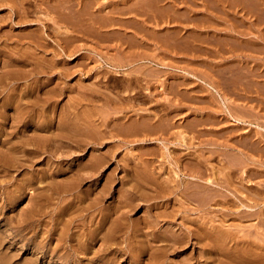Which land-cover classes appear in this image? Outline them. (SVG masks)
I'll use <instances>...</instances> for the list:
<instances>
[{
	"label": "rangeland",
	"instance_id": "rangeland-1",
	"mask_svg": "<svg viewBox=\"0 0 264 264\" xmlns=\"http://www.w3.org/2000/svg\"><path fill=\"white\" fill-rule=\"evenodd\" d=\"M4 1H7V4ZM53 1L0 0V3L2 2L0 4V78H2L0 86L3 83L1 86L3 88L6 82L12 80L9 85H4L3 89L0 88L2 90L0 91V129L3 130L0 132V264H206V261L207 264H251L239 262L238 259L244 254L247 259L248 254L263 255L264 41L250 43L241 39L234 40L236 36L253 38L255 35L264 34L262 32L264 24L258 27L252 26L246 20L250 15H245L248 11L245 8L248 5L247 0H244L245 3L242 0H238L239 3L232 0V3L236 1L235 5L230 3V0H224V5L218 4L220 6L217 5V8H214L213 0H210L212 2L209 0H60L61 4L62 1L64 2L63 6L74 4L73 8H77V3L82 4L78 7L80 13L75 9V13L79 16L75 15L73 8L70 11L67 5H65L66 9L56 8L59 1ZM18 2L23 5L20 6ZM28 2L32 4L29 5ZM250 2L253 0H249ZM173 4L177 8L179 17L176 15L177 20L172 22L180 27L166 28L167 17H161L158 21L152 18L154 13L162 16L169 11L173 14V10L176 9ZM50 7L54 10L51 8L52 10L49 11ZM142 7L143 12L140 10ZM26 9L29 12H25ZM68 10L72 16L68 15ZM60 11L63 13L60 14ZM187 13L195 17L196 21L200 18L203 20L204 14L218 15L215 21L218 20L213 21L218 30L215 34L203 32L202 35L199 28L187 30L192 26L190 24L186 27L192 21L189 22L185 18L188 17ZM59 14L61 16H58ZM62 14L66 17L65 21L70 16L69 21L71 20L70 24L73 25L55 23L59 17H63ZM250 16L253 19L254 16ZM91 17H94L97 23L102 22L101 24L106 19L105 25H95L91 22L93 20ZM78 19L80 20L77 21ZM108 20L111 22L110 25ZM155 20L159 23L158 26L155 25ZM246 21L249 23L246 24ZM243 22L245 25H242ZM179 28L181 30L177 31ZM194 31L197 33L196 38H200L199 42L187 44L184 35L192 36ZM174 35L181 36V40L177 42L171 40L170 44L167 38ZM211 35L220 41V46H218L219 41L216 39L214 41ZM226 40L228 41L225 42ZM4 76H10L11 79L5 82ZM29 83L34 86L32 92H28ZM209 86L218 88L225 102ZM9 92L23 97L25 103L22 100L21 110L17 106L13 108V104L8 100ZM11 99L13 102V98ZM32 102L35 104L33 105ZM26 103L28 107L25 106ZM226 107L233 115L245 122L234 121L226 114ZM27 110L31 114L29 125L37 126L36 131L26 132L23 124H16L19 127L15 132L16 121L12 117L13 112ZM3 116L6 118L4 119ZM10 119L14 122L12 123ZM43 124L47 125L43 126ZM31 133L35 135L32 136ZM35 137L38 146L42 145L44 140L45 144L39 147H42L41 149L34 143ZM4 138L9 142L7 143ZM50 138H54V141L50 142ZM69 138L82 141L77 142V145L72 143L73 146L70 147ZM12 143L16 145V149L12 150L13 153L9 148ZM19 143L21 145L18 146ZM29 144H32V148L28 147ZM26 146L29 157L25 154ZM45 146H48V150ZM29 149H33L34 152L38 149L37 152L41 154L35 152L32 156ZM189 152L192 154H187ZM16 159L22 161L23 166L22 162H16ZM199 159L206 160L202 163H207L213 173H209L210 170L207 172L214 181L226 180L223 175L218 176L216 170L227 169L231 164L234 169V173L230 174V179L228 178L230 181L227 180L229 183H222L228 188L216 187L215 190L220 189L215 192L216 194L210 195V203L208 197L205 198L207 200L205 202L202 196L199 195L197 198L198 194H195L197 199L185 193V196L181 194V189L185 190L186 186L198 183L199 185L189 186L198 190L200 184L205 183L197 182L190 177L191 175L177 170L180 166L187 171V164L191 165L193 161L192 164L198 165L202 161ZM239 161L243 164H239ZM96 163L99 167L95 165ZM92 164L96 168H93ZM173 169H176L179 178ZM137 171L140 174L135 173ZM143 171L154 174L153 180H157L155 183L159 186L148 183L145 190L142 187L139 190L142 182L138 181L140 179L137 177L141 176ZM95 172H99V176ZM245 173L248 174V181H245L247 180ZM172 174L180 187L176 195L169 191L175 196L166 190L172 187L175 189L174 183L171 182ZM242 176H245V180ZM81 179L84 181L79 183L78 180ZM183 182H186V186ZM77 183L80 185H76ZM189 187L187 188L190 189ZM202 189L207 191L210 188ZM82 195L86 201L83 200ZM199 197H202L201 200ZM255 201L256 203L253 204ZM199 205L203 209L202 211L199 209L200 212L191 208H199ZM243 205L248 206V210ZM249 206L254 209L250 210ZM242 210L247 213H242ZM146 216L150 221H147L149 218ZM156 219L161 223L158 227L161 225L162 232L173 230L174 234L177 233L174 235L168 231L167 236L171 237V240L172 234L178 238L176 240L178 243L179 237L182 241L185 239L182 245L177 243L175 247L169 244L170 246L166 248L164 247L166 241L162 243L155 236L151 237L154 234L150 232L155 231L156 235L157 229L153 227L148 230L146 224L155 226ZM202 228L208 229L203 231ZM220 228H223L225 233L220 231ZM94 231V235L91 234ZM207 232L213 234L212 237H216L218 242L209 240L210 245L207 246L208 243L203 241ZM222 233L223 237H219L218 235ZM186 236L190 238V242L185 238ZM184 242L187 243L183 244ZM170 247H174L173 250L171 249L172 253ZM199 260L201 262H198ZM256 264H264V262Z\"/></svg>",
	"mask_w": 264,
	"mask_h": 264
},
{
	"label": "bare ground",
	"instance_id": "bare-ground-1",
	"mask_svg": "<svg viewBox=\"0 0 264 264\" xmlns=\"http://www.w3.org/2000/svg\"><path fill=\"white\" fill-rule=\"evenodd\" d=\"M26 1H27V0H26ZM54 1H55V0H54ZM54 1H53V2H54ZM58 1H59V3H58L59 5L56 6V8H58V7L62 8V7H63L62 9H66L67 7H69L68 9H70V11H72L71 9H72L73 7H75L74 4H71V3H70V5H69V4H68V5L65 4V5H67V7H65V5L63 6V3H64L63 1H62V4L60 3V0H58ZM72 1H73V0H72ZM89 1H90V0H89ZM142 1H143V0H142ZM174 1H175V0H174ZM189 1H190V0H189ZM194 1H195V0H194ZM213 1H214V8H215V7L217 8V5H218V4H221V3H222V4L224 5V3H225L224 0H213ZM228 1H229V0H228ZM230 1H231L230 3L233 2L232 0H230ZM236 1H238V0H236ZM236 1H235L234 3H236ZM242 1L245 3L246 0H245V1L242 0ZM250 1H251V0H250ZM4 2H5V1H4ZM4 2H3V4H4ZM10 2H11V1H10ZM145 2H146V1H145ZM187 2H188V1H187ZM201 2H202V1H201ZM209 2H212V1L209 0ZM246 2L248 3V5H247L248 8H247V6L245 7L244 4L242 3L243 6L249 11V12L247 11V13H246L245 15L250 14V15H253L254 17H253V19H252V17L249 15V18H247V19L245 18V19H246L247 21H249V22H250V25H252V26H257V27H258V26H260V25H263V24H264V0H253V2H250V3H249V0H247ZM1 3H2V2H1ZM1 3H0V4H1ZM5 3L7 4V1H6ZM16 3H17V2H16ZM18 3H19V2H18ZM55 3H56V2H55ZM67 3H69V2H67ZM83 3H85V2H83ZM110 3H111V2H110ZM142 3H143V2H142ZM174 3H175V2H174ZM192 3H193V2H192ZM203 3H204V2H203ZM234 3H232V4L235 5ZM237 3H239V1H238ZM13 4H15V3H13ZM19 4H20V6L23 5L22 3H19ZM28 4L31 5L32 3L28 2ZM50 4H51V3H50ZM77 4H78V5H77ZM77 4H76V5H77V8H73L74 13H75V9H78V10H79V13H80V11H81L80 8H78V7L81 6L82 4H81V5H80V3H77ZM90 4H91V3H90ZM136 4H137V3H136ZM212 4H213V3H212ZM212 4H211V5H212ZM226 4H227V3H226ZM232 4H231V5H232ZM249 4H250V5H249ZM4 5H5V4H4ZM11 5H12V4H11ZM11 5H10V6H11ZM137 5H138V4H137ZM137 5H136V6H137ZM143 5H144V4H143ZM198 5H199V4H198ZM231 5H230V6H231ZM233 5H232V6H233ZM238 5H239V4H238ZM238 5H237V6H238ZM5 6H6V5H5ZM13 6H14V5H13ZM13 6H12V7H13ZM35 6H36V5H35ZM44 6H46V5H44ZM83 6H84V5H83ZM140 6H141V5H140ZM175 6H176V5H175ZM192 6H193V5H192ZM209 6H210V5H209ZM218 6H220V5H218ZM221 6H222V5H221ZM239 6H240V5H239ZM1 7H4V6H1ZM7 7H8V6H7ZM14 7H15V6H14ZM54 7H55V6H54ZM137 7H138V6H137ZM143 7H144V6H143ZM143 7H142V9H140V10H142V12H143V10H144ZM173 7H174V4H173ZM200 7H201V6H200ZM224 7H226V6H224ZM227 7H229V6H227ZM9 8H10V7H9ZM15 8H16V7H15ZM24 8H25V7H23V9H24ZM26 8H29V7H26ZM46 8H47V7H46ZM51 8H53V7H50V10H49V11L52 10ZM56 8H55V10H56ZM60 8H59V10H60ZM90 8H91V7H90ZM140 8H141V7H140ZM148 8H149V7H148ZM174 8H176V7H174ZM241 8H242V7H241ZM245 8H244V9H245ZM29 9H30V8H29ZM29 9H28V10H29ZM48 9H49V8H48ZM48 9H47V10H48ZM107 9H108V8H107ZM114 9H115V8H114ZM151 9H152V8H151ZM172 9H173V8H172ZM209 9H210V8H209ZM218 9H219V8H218ZM220 9H223V8H220ZM229 9H230V8H229ZM233 9H234V8H233ZM238 9H239V8H238ZM244 9H243V10H244ZM44 10H45V9H44ZM53 10H54V8H53ZM116 10H117V9H116ZM123 10H124V9H123ZM127 10H128V9H127ZM241 10H242V9H241ZM22 11H23V10H22ZM70 11L68 10L69 14H68V13H67V14L70 15V16H72V15L70 14ZM112 11H113V10H112ZM136 11L140 12L138 9H136ZM182 11H183V10H182ZM194 11H195V10H194ZM14 12H15V11H14ZM16 12H17V11H16ZM25 12H29V11H27V9H26ZM25 12H24V13H25ZM61 12H62V11H60V14H61ZM64 12H65V11H64ZM83 12H85V11H83ZM83 12H81V13H83ZM87 12H88V11H87ZM104 12H105V11H104ZM107 12H108V11H107ZM107 12H106V13H107ZM134 12H135V11H134ZM152 12H153V11H152ZM187 12H188V11H187ZM223 12H224V11H222V14H223ZM258 12H259V13H258ZM18 13H19V12H18ZM20 13H21V12H20ZM49 13H50V12H49ZM56 13H57V11H56ZM62 13H63V12H62ZM97 13H98V12H97ZM109 13H110V12H109ZM132 13H133V12H132ZM140 13H141V12H140ZM144 13H146V12H144ZM183 13H184V12H183ZM244 13H245V12H244ZM244 13H242V14L244 15ZM15 14H16V13H15ZM21 14H22V13H21ZM39 14H40V13H39ZM60 14H59L58 16H61ZM64 14L66 15V13H64ZM76 14H77V15H76ZM84 14H85V13H84ZM154 14H155L156 16L154 15V17H152V18H153V19H156L157 21L160 20L161 17H165V18L167 17V18H168V19L166 20V24H165V25H166V28H167V27H176V28H177V27H180L179 25H175V24L172 22V21L177 20V18H176V15H177V8L173 10V14H171L169 11H167V12H166L165 14H163L162 16L159 15V14H157V13H154ZM187 14H188V13H187ZM194 14H195V13H194ZM224 14H225V13H224ZM237 14H238V13H237ZM16 15H18V14H16ZM24 15H25V14H24ZM24 15H23V16H24ZM62 15H63V14H62ZM65 15H63V17H59V19H57V20L55 21V23H56V22H59V23H62L63 25H68V24H70V21H71V20L69 21V17H70V16L67 17L68 19H66V21H65V18H66ZM75 15H76V16H79L78 13H75ZM94 15H95V14H94ZM109 15H110V14H109ZM227 15H228V14H227ZM56 16H57V14H56ZM82 16H83V15H82ZM98 16H99V15H98ZM110 16H111V15H110ZM135 16H136V14H135ZM138 16H139V15H138ZM157 16H158V17H157ZM177 16H178V15H177ZM202 16H203V15H202ZM202 16H201V17H202ZM232 16H233V15H232ZM16 17H17V16H16ZM25 17H27V16H25ZM25 17H24V18H25ZM74 17H75V16H74ZM80 17H81V14H80ZM80 17H79V18H80ZM96 17H97V16H96ZM96 17H95V18H96ZM108 17H109V16H108ZM127 17H128V16H127ZM178 17H179V16H178ZM183 17H184V16H183ZM192 17H193V16H191V15H189V14H188V17L185 16V18H187V21L192 20L191 23H188V24L186 25V27H187V26L189 27V25L192 24V26L189 27V28H187V30H188V29L196 30V28H199V29H200V34L203 33V32H204V34H205V33H208V34L210 33V34H211V32H213L212 34H215V31L218 30V29H217V25H216V26L214 25V23L218 20V19H217V20L215 21V18H216V17H219L218 15L216 16L214 13L204 14V17H205V18H203V20H207V21H208L207 23L204 22L201 18L198 19V21H196V20H195V17H193V18H192ZM198 17H199V16H198ZM226 17H227V16H226ZM226 17H225V18H226ZM239 17H241V16H239ZM242 17H243V16H242ZM27 18H28V17H27ZM40 18H41V17H40ZM50 18H51V17H50ZM57 18H58V17H57ZM91 18H92V17H91ZM91 18H90V19H91ZM104 18H105V17H104ZM138 18H139V17H138ZM180 18H181V17H180ZM227 18H228V17H227ZM227 18H226V19H227ZM250 18H251L252 20H251ZM52 19H53V18H52ZM52 19H51V20H52ZM60 19H61V20H60ZM73 19H75V18H73ZM92 19H93V20H92ZM92 19H91V20H92L91 22H93L95 25H97V24L100 25V24L102 23V22H101V23H97V22H96V19H94V17H93ZM97 19H98V17H97ZM99 19H100V18H99ZM125 19H126V18H125ZM222 19H223V18H222ZM17 20H18V19H17ZM79 20H80V19H78L77 21H79ZM88 20H89V19H88ZM101 20H102V19H101ZM112 20H113V18H112ZM115 20H116V19H115ZM121 20H122V19H121ZM130 20H132V19H130ZM143 20H146V19H143ZM156 20H155V23H156L155 25L158 26L159 23L156 22ZM200 20H201V21H200ZM238 20H239V19H238ZM24 21H25V20H24ZM72 21H73V20H72ZM99 21H100V20H99ZM104 21L106 22V19H105ZM138 21H139V20H138ZM194 21H195V22H194ZM209 21H210V22H209ZM213 21H215V22L213 23ZM224 21H225V20H224ZM231 21H232V20H231ZM242 21H244V20H242ZM247 21L245 22L246 24L249 23V22L247 23ZM21 22H22V21H21ZM27 22H28V21H27ZM67 22H69V23H67ZM105 22H104V23H105ZM107 22H108V24L110 25L111 22H110L109 20H108ZM109 22H110V23H109ZM121 22H122V21H121ZM135 22H136V21H135ZM189 22H190V21H189ZM200 22H201V23H200ZM76 23H77V22H76ZM79 23H80V22H79ZM104 23H103V24H104ZM161 23H162V22H161ZM171 23H173V24H171ZM177 23H178V22L176 21V24H177ZM180 23H182V22H180ZM243 23H244V22H243ZM245 23L242 24V25H245ZM71 24L73 25V23H71ZM71 24H70V25H71ZM103 24H101V25H103ZM133 24H134V23H133ZM200 24H201V25H200ZM56 25H57V24H56ZM60 25H61V24H60ZM74 25L76 26V24H74ZM104 25H105V24H104ZM106 25H107V24H106ZM111 25H112V24H111ZM118 25H119V24H118ZM126 25H127V24H126ZM126 25H125V26H126ZM134 25H135V24H134ZM165 25H164V26H165ZM235 25H236V24H235ZM235 25H234V27H235ZM250 25H248V26H250ZM119 26H120V25H119ZM138 26H139V25H138ZM159 26H160V25H159ZM237 26H238V25H237ZM237 26H236V27H237ZM248 26H247V27H248ZM65 27H66V26H65ZM91 27H92V26H91ZM111 27H113V26H111ZM114 27H115V26H114ZM123 27H124V26H123ZM142 27H143V26H142ZM154 27H156V26H154ZM181 27H182V26H181ZM232 27H233V26H232ZM239 27H240V26H239ZM89 28H90V27H89ZM134 28H135V27H134ZM162 28H163V27H162ZM182 28H183V27H182ZM208 28H211V30H208ZM253 28H254V27H253ZM255 28H256V27H255ZM100 29H101V28H100ZM223 29H224V28H223ZM223 29H221V30H223ZM233 29H234V28H233ZM180 30H181V29L179 28L177 31H180ZM261 30H262V29H261ZM54 31H55V30H54ZM93 31H94V30H93ZM127 31H128V30H127ZM130 31H131V30H130ZM90 32H91V31H90ZM90 32H89V33H90ZM111 32H112V31H111ZM160 32H161V31H160ZM181 32H182V31H181ZM257 32H259L258 29H257ZM260 32H261V31H260ZM262 32L264 33V31H262ZM83 33H84V32H83ZM85 33H86V32H85ZM94 33H95V32H94ZM107 33H108V32H107ZM121 33H122V32H121ZM137 33H138V32H137ZM187 33H188V32H187ZM191 33H192V32H191ZM194 33H195V31L193 32L192 36H191V34H190V36L188 35V37H186V36L184 35V37H185L184 39H185V42H187V44L190 43V45H191L192 43L195 44L196 42H199L198 40H199L200 38H196V37H197V33H195L196 36H194ZM115 34H116V33H115ZM175 34H177V33H175ZM181 34H182V33H181ZM121 35H122V34H121ZM125 35H127V34H125ZM157 35H158V34H157ZM201 35H202V34H201ZM239 35H240V34H239ZM251 35H252V34H251ZM260 35H261V36L255 35V37L253 36V38H252V37H250V38H249V37L246 38L247 36H246L245 38H242V37L240 38V36H236L237 38H236V39L233 38V39H234L235 41H236L237 39H238V40L241 39L242 41H244V40H245V41H250V43H252V41H253L254 43H257V42L262 41V43H263V41H264V34H263V36H262V34H260ZM111 36H112V35H111ZM158 36H159V35H158ZM170 36H171V34H170ZM178 36H179V35H178ZM178 36H177V35H174V36H172L171 38L169 37V39L167 38V40H169V42H170L171 40H173L174 42H175V41L177 42V40H181V39H180L181 36H179V38H178ZM231 36H232V35H231ZM248 36H249V35H248ZM89 37H90V36H89ZM100 37H101V36H100ZM100 37H99V38H100ZM129 37H130V36H129ZM203 37H204V36H203ZM211 37L213 38V35H211ZM39 38H40V37H39ZM61 38H63V37H61ZM162 38H163V37H162ZM182 38H183V37H182ZM104 39H105V38H104ZM124 39H126V38H124ZM146 39H147V38H146ZM205 39H206V38H205ZM213 39H214V38H213ZM215 39H216V38H215ZM215 39H214V41H215ZM58 40L60 41V38H59ZM120 40H121V39H120ZM202 40H203V39H201V42H202ZM211 40H212V39H211ZM216 40H217V39H216ZM223 40H224V38H223ZM223 40H222V41H223ZM62 41H63V40H62ZM102 41H103V40H102ZM135 41H136V40H135ZM209 41H210V40H209ZM217 41H219V40H217ZM227 41H228V40H226L225 42H227ZM242 41H241V42H242ZM204 42H205V41H204ZM206 42H208V41H206ZM223 42H224V41H223ZM29 43H30V42H29ZM63 43H64V42H63ZM158 43H159V42H158ZM172 43H173V42H172ZM210 43H212V42H210ZM215 43H216V42H215ZM242 43H244V42H242ZM250 43H249V44H250ZM262 43H261V44H262ZM7 44H8V43H7ZM143 44H144V43H143ZM170 44H171V42H170ZM173 44H174V43H173ZM200 44H201V43H200ZM213 44H214V43H213ZM217 44H218V43H217ZM128 45H129V43H128ZM148 45H149V44H148ZM205 45H206V43H205ZM214 45H215V44H214ZM225 45L227 46V44H225ZM242 45H243V44H242ZM246 45H247V43H246ZM259 45H260V44H259ZM35 46H36V45H35ZM132 46H133V45H132ZM185 46H186V45H185ZM197 46H198V45H197ZM200 46H201V45H200ZM208 46H210V45H208ZM218 46H220V41H219V45H218ZM239 46H240V45H239ZM252 46H253V45H252ZM140 47H141V46H140ZM210 47H211V46H210ZM261 47H262V46H261ZM192 48H194V46H193ZM200 48H201V47H200ZM214 48H215V47H214ZM222 48H223V47H222ZM7 49H8V48H7ZM204 49H205V48H204ZM224 49H225V48H224ZM194 50H195V49H194ZM220 50H221V49H219V51H220ZM196 51H197V50H196ZM226 52H227V51H226ZM189 53H190V52H189ZM189 53H188V54H189ZM191 53H192V52H191ZM213 53H214V52H213ZM125 54H126V53H125ZM13 55H14V54H13ZM211 55H212V54H211ZM16 57H17V56H16ZM32 57H34V56H32ZM24 58H25V57H24ZM125 59H126V58H125ZM20 61H21V60H20ZM26 61H27V60H26ZM11 62H12V61H11ZM15 63H16V62L14 61V64H15ZM236 63H237V62H236ZM12 64H13V63H12ZM21 64H23V63H21ZM154 64H155V63H154ZM198 64H199V63H198ZM14 66H15V65H14ZM26 66H27V65H26ZM163 66H164V65H163ZM203 66H204V65H203ZM221 66H222V65H221ZM226 66H227V65H226ZM167 67H168V66H167ZM140 68H141V67H140ZM208 68H209V67H208ZM220 68H221V67H220ZM246 68H247V67H246ZM215 69H216V68H215ZM238 69H239V68H238ZM253 69H254V68H253ZM135 70L137 71V69H135ZM248 70H249V69H248ZM29 71H30V70H29ZM220 71H221V70H220ZM250 71H251V70H250ZM250 71H249V72H250ZM4 72H7V71H4ZM206 72H207V71H206ZM213 72H214V71H213ZM246 72H247V71H246ZM30 73H31V71H30ZM222 73H224V72H222ZM244 74H245V73H244ZM250 74H251V73H250ZM12 75H13V74H12ZM147 75H148V74H147ZM234 75H235V74H234ZM247 75H248V74H247ZM7 76H8V75H7ZM4 77H6V76H4ZM9 77H10V76H9ZM9 77H6V78H5V82H6L7 79H8V80L11 79V77H10V78H9ZM245 77H246V76H245ZM12 78H13V77H12ZM250 78H251V77H250ZM27 79H28V78H27ZM219 79H220V78H219ZM226 79H227V78H226ZM243 79H245V78H243ZM1 80H2V78H0V81H1ZM3 80H4V79H3ZM8 80H7V81H8ZM2 82H3V81H2ZM2 82H1V83H2ZM11 82H12V80H11L10 82H6L4 85H5V86H6V84L9 85ZM252 82H253V81H252ZM254 82H255V81H254ZM2 84H3V83H2ZM2 84H1V86H2ZM180 84H181V83H180ZM183 84H184V83H183ZM234 84H235V83H234ZM4 85H3V88H4ZM14 85H15V83H14ZM27 85H28V84H27ZM242 85H243V84H242ZM1 86H0V88L3 89ZM180 86H181V85H180ZM222 86H223V83H222ZM28 87H30L29 90L27 89L28 92H29V91L32 92L33 89H34L33 84H32V83H29V86H28ZM209 87H210L212 90H214L217 94H219V96L222 98V101L225 102L224 97H223L222 95H220V93L218 92V90H217L218 88L216 89V88H214V87H212V86H209ZM14 88H16V87H14ZM26 88H27V87H26ZM168 88H169V87H168ZM182 88H183V87H182ZM20 89H21V88H20ZM24 90H25V89H24ZM244 90H245V89H244ZM0 91H2V90H0ZM176 91H177V90H176ZM228 91H229V90H228ZM11 92H12V91H11ZM34 92H35V91H34ZM246 92H247V91H246ZM112 93H113V92H112ZM221 94H222V93H221ZM5 95H6V94H5ZM16 95H17L16 93H15V95H14L13 93H10V92H9V93H8V96H9L8 98H10V99H8V100H10L9 102H10L11 104H13V108H15L14 106H17V107L20 108V107L23 105V103H22L23 97H22V96H18V95H17V96H18V97H17ZM25 95H27V94L25 93ZM28 95H29V94H28ZM153 95H154V94H153ZM187 95H188V94H187ZM133 96H134V95H133ZM5 97H6V96H5ZM24 97H25V96H24ZM26 97L28 98V96H26ZM29 97H31V96H29ZM11 98H13V102H11V100H12ZM156 98H157V97H156ZM30 99H31V98H30ZM88 99H89V98H88ZM158 99H159V98H158ZM6 100H7V99H6ZM14 100H16V101L14 102ZM26 100H27V99H26ZM184 100H185V99H184ZM23 101H24V100H23ZM28 101H29V99H28ZM28 101H26V102H28ZM45 101H46V100H45ZM155 101H156V100H155ZM9 102H8V103H9ZM149 102H150V101H149ZM5 103H6V102H5ZM24 103H25V101H24ZM6 104H7V103H6ZM21 104H22V105H21ZM27 104H28V103H26L25 106L28 107ZM32 104L34 105L35 103L32 102ZM44 104H45V103H44ZM69 104H70V103H69ZM50 105H51V104H50ZM260 105H261V104H260ZM25 106H23V107H25ZM23 107H22V109H23ZM29 107H30V106H29ZM32 107H33V106H32ZM19 108H18V109H19ZM25 108H26V107H25ZM191 108H192V107H191ZM16 109H17V108H16ZM31 109H32V108H31ZM44 109H45V108H44ZM227 109H228V108L226 107L225 111H226V114H227L229 117H231V118H232L234 121H236V122H237V121H238V122H243V120L241 121V119H240L239 117L233 115L232 112H230V109H228V111H227ZM20 110H21V108H20ZM23 110H26V109H23ZM23 110H22V111H23ZM22 111H21V112L18 111V113H17V111H14V112H13L14 114L12 115V117L14 118V121H16L15 124H14V126H16L15 132H17V129H18V127H19V126H17L18 124H23V126H25V127H24V130H25V128H26V130H25L26 132H27V130H33L32 132H34V130L36 131V127H37V126H33V127H31V126L29 125V121L31 120V114H30V111H29V110H27L26 112H22ZM71 112H72V111H71ZM0 113H1V112H0ZM35 113H36V112H35ZM33 114H34V113H33ZM47 114H48V113H47ZM252 114H253V113H252ZM3 115H4V114H3ZM8 115H9V113H8ZM10 116H11V115H10ZM10 116H9V117H10ZM47 116H49V115H47ZM71 116H72V115H71ZM12 117H11V118H12ZM3 118L5 119L6 117L3 116ZM198 118H199V117H198ZM51 119H52V118H51ZM123 119H124V118H123ZM167 119H168V118H167ZM10 120L12 121V119H10ZM149 120H151V119H149ZM204 120H205V119H204ZM213 120H214V119H213ZM2 121H3V120H2ZM7 121H9V120H8V116H7ZM14 121H12V123H13ZM47 121H48V120H47ZM45 122H46V121H45ZM49 122H50V120H49ZM197 122H198V121H197ZM211 122H212V121H211ZM236 122H235V123H236ZM244 122H245V121H244ZM244 122H243V123H244ZM2 123H3V122H2ZM12 123L10 122V124H12ZM46 123H47V122H46ZM51 123H52V122H51ZM155 123H156V122H155ZM16 124H17V125H16ZM30 124H31V123H30ZM157 124H158V123H157ZM39 125H40V124H39ZM44 125H45V124H43V126H44ZM46 125H47V124H46ZM46 125H45V126H46ZM48 125H49V124H48ZM62 125H64V124H62ZM142 125H143L144 127H146L145 124L142 123ZM161 125H162V124H161ZM190 125H191V124H190ZM193 125H194V124H193ZM0 126H1V125H0ZM5 126H6V125H5ZM5 126H4V127H5ZM9 126H10V125H9ZM14 126H12V127H14ZM43 126H42V127H43ZM112 126H113V125H112ZM122 126H123V125H122ZM131 126H132V125H131ZM169 126H170V125H169ZM181 126H182V125H181ZM198 126H199V125H198ZM12 127H11V128H12ZM42 127H41V128H42ZM110 127H111V125H110ZM113 127H114V126H113ZM132 127H133V126H132ZM135 127H136V125H135ZM135 127H134V128H135ZM144 127H143V129H144ZM156 127H157V126H156ZM160 127H161V126H160ZM237 127H238V126H237ZM1 128H2V127H1ZM39 128H40V127H39ZM58 128H59V127H58ZM127 128H128V127H127ZM127 128L125 127V129H127ZM134 128H133V129H134ZM138 128H139V127H138ZM157 128H158V127H157ZM164 128H165V127H164ZM193 128H194V127H193ZM13 129H14V128H13ZM47 129H48V128H47ZM125 129H124V130H125ZM133 129H132V130H133ZM141 129H142V128H141ZM146 129H147V128H146ZM169 129H170V128H169ZM5 130H6V129H5ZM5 130H4V131H5ZM11 130H12V129H11ZM40 130H41V129H40ZM85 130H86V129H85ZM111 130H112V129H111ZM236 130H237V129H236ZM2 131H3V130H2ZM2 131H1V129H0V132H2ZM19 131H20V130H19ZM19 131H18V132H19ZM22 131H23V130H22ZM25 131H24V132H25ZM79 131H80V130H79ZM120 131H121V130H120ZM127 131L129 132V130H127ZM127 131H126V132H127ZM133 131H135V130H133ZM136 131H137V130H136ZM136 131H135V132H136ZM26 132H25V133H26ZM46 132H47V131H46ZM48 132H49V131H48ZM126 132H125V133H126ZM145 132H146V131H145ZM163 132H164V131H163ZM222 132H223V131H222ZM3 133H4V132H3ZM6 133H7V131H6ZM22 133H23V132H22ZM37 133H38V132H37ZM40 133H41V132H40ZM69 133H70V132H69ZM140 133H141V132H140ZM142 133H143V132H142ZM207 133H208V132H207ZM209 133H210V132H209ZM237 133H238V132H237ZM7 134H9V133H7ZM10 134L12 135V133H10ZM23 134H24V133H23ZM23 134H21V135L23 136ZM32 134H33V133H31V135H32ZM127 134H128V133H127ZM129 134H130V133H129ZM134 134H135V133H134ZM143 134H144V133H143ZM18 135H19V134H18ZM33 135H35V134H33ZM33 135H32V136H33ZM74 135H75V134H73V136H74ZM99 135H100V134H99ZM131 135H132V134H131ZM19 136H20V135H19ZM27 136H28V135H27ZM132 136H133V135H132ZM135 136H136V135H135ZM223 136H224V135H223ZM242 136H243V135H242ZM247 136H249V135H247ZM76 137H77V136H76ZM127 137H128V136H127ZM142 137H143V135H142ZM27 138H28V137H27ZM35 138H36V139H35ZM35 138L33 139V140H36V141H34V143L37 142V137H35ZM79 138H80V137H79ZM79 138H78V139H79ZM29 139H30V138H29ZM39 139H40V138H39ZM39 139H38V140H39ZM45 139H46V138H45ZM58 139H59V138H58ZM60 139H61V138H60ZM69 139L71 140V143H69V146H70V147L73 146L72 143H75V144L77 145V144L79 143V141H82V140H78V141H76L77 139H75V138H69ZM226 139H227V138H226ZM4 140L6 141L7 139L4 138ZM4 140H3V141H4ZM13 140H14V139H13ZM31 140H32V138H31ZM31 140H28V141H31ZM40 140H41V139H40ZM46 140H47V139H46ZM48 140H49V138H48ZM48 140H47V141H48ZM185 140H186V138H185ZM23 141H25V140H23ZM28 141H26V142L29 143ZM43 141H44V140H42V143L45 144ZM47 141H45V142H47ZM52 141H54V138H52V139L50 138V142H52ZM89 141H90V140H89ZM103 141H104V140H103ZM229 141H230V140H229ZM245 141H246V140H245ZM245 141H244V143H245ZM6 142L8 143L9 140H7ZM18 142H19V141H18ZM20 142H21V141H20ZM38 142H39V141H38ZM57 142H58V141H57ZM77 142H78V143H77ZM95 142H96V141H95ZM239 142H240V141H239ZM242 142H243V141H242ZM4 143H5V142H4ZM16 143H17V142H16ZM22 143H23V142H22ZM27 143H26V144L24 143V144H25V145H28ZM30 143H31V142H30ZM34 143L32 142V144H33L35 147H36V145L38 146V143H37V144L35 143L36 145H35ZM47 143H48V142H47ZM55 143H56V142H55ZM232 143H233V142H232ZM251 143H252V142H251ZM32 144H29L30 146H28V147H31ZM39 144H41V143H39ZM43 144H42V145H43ZM56 144H57V143H56ZM59 144H60V143H59ZM59 144H58V145H59ZM87 144H88V143H87ZM193 144H194V143H193ZM204 144H205V143H204ZM252 144H253V143H252ZM12 145H13V146H12ZM17 145L19 146V145H21V144L19 143V144H17ZM42 145H40V146H42ZM47 145H48V144H47ZM54 145H55V144H54ZM54 145H53V147H54ZM65 145H66V144H65ZM215 145H216V144H215ZM234 145H235V144H234ZM256 145H257V144H256ZM256 145H255V146H256ZM22 146L24 147V145H22ZM40 146H38V148H39ZM59 146H60V145H59ZM191 146H192V145H191ZM236 146H237V145H236ZM244 146L246 147V144H245ZM23 147H22V148H23ZM35 147H33V148L35 149ZM45 147H46V146H45ZM47 147H48V146H47ZM47 147H46V148H47ZM51 147H52V146H51ZM146 147H147V146H146ZM9 148H10V152H12L13 149H14V150L16 149V145H14V143H12L11 146H10ZM20 148H21V147H20ZM31 148H32V147H31ZM41 148H42V147H41ZM41 148H39V149H41ZM49 148H50V147H49ZM58 148L60 149V147H58ZM73 148H74V147H73ZM237 148H238V147H237ZM18 149H19V147H18ZM23 149H25V148H23ZM75 149H76V148H75ZM191 149H192V148H191ZM260 149H261V148H260ZM260 149H258V150H260ZM27 150H28V148H27V146H26V151H27ZM47 150H48V148H47ZM57 150H58V149H57ZM57 150H56V151H57ZM83 150H84V149H83ZM144 150H145V149H144ZM212 150H213V149H212ZM255 150H256V149H255ZM18 151H19V150H18ZM23 151H24V150H23ZM23 151H22V152H23ZM26 151H25V152H26ZM37 151H38V149L35 150L36 154H37V153H40V152H37ZM41 151H42V150H41ZM142 151H143V150H142ZM146 151H147V150H146ZM210 151H211V150H210ZM242 151H244V150H242ZM248 151H249V150H248ZM261 151H262V150H261ZM7 152H8V151H7ZM29 152H31V155H32V156H33V154L35 153V152L33 151V149H29ZM66 152H67V151H66ZM72 152H73V151H72ZM74 152H75V151H74ZM226 152H228V151H226ZM262 152H264V151H262ZM12 153H13V152H12ZM46 153H47V152H46ZM48 153H49V152H48ZM75 153H76V152H75ZM242 153H243V152H242ZM251 153H252V152H251ZM25 154H26V155L29 154L28 151H27V153H25ZM40 154H41V153H40ZM52 154H53V153H52ZM54 154H55V153H54ZM54 154H53V155H54ZM187 154L190 155V154H192V153L189 152V153H187ZM199 154H200V153H199ZM211 154H212V153H211ZM238 154H239V153H238ZM18 155H19V154H18ZM110 155H112V154H110ZM200 155H201V154H200ZM242 155H244V153H243ZM12 156H13V155H12ZM14 156H15V155H14ZM27 156L29 157L30 155H27ZM36 156H37V155H36ZM38 156H39V154H38ZM182 156H183V155H182ZM225 156H226V155H225ZM231 156H233V155H231ZM231 156H230V157H231ZM240 156H241V155H240ZM6 157H7V156H6ZM20 157H22V156H20ZM20 157H18V158H20ZM190 157H191V156H190ZM228 157H229V156H228ZM236 157H237V156H236ZM238 157H239V156H238ZM243 157H244V156H243ZM13 158H14V157H13ZM13 158H11L10 160L12 161ZM16 158H17V157H16ZM23 158L25 159V157H22V159H23ZM174 158H175V157H174ZM28 159H29V158H28ZM30 159H31V158H30ZM39 159H40V157H39ZM49 159H50V158H49ZM93 159H94V158H93ZM96 159H97V158H96ZM96 159H95V160H96ZM182 159H183V158H182ZM235 159H236V158H235ZM20 160H21V158H20ZM20 160L18 161V159H16V162H20V163H21L22 161H20ZM25 160L28 161L27 159H25ZM36 160H37V159H36ZM95 160H92V161L94 162ZM98 160H99V159H98ZM142 160H143V158H142ZM196 160H197V159H196ZM199 160L201 161L202 159H199ZM232 160H233V158H232ZM105 161H106V160H105ZM105 161H103V162H105ZM143 161H144V160H143ZM203 161H206V160H202L201 162H199L200 165H199V164L197 165V163H196L195 165L192 164L193 161H191V165H189L190 163L188 162V163H189V164H187V165H188V166H187V171H188V172H187V171H184V170H183V167L180 168V166L178 165L179 168H178L177 170H178L180 173H184V174L187 173V175H191L190 177L193 178V179H196L197 182H199V181H204V182H205V183H202V185L200 184L199 189H198V187H196L198 190H196L195 188H192V187L190 188V187H189V186H192V185L198 184V183H194L191 179H190V180L194 183V184H192V185L186 186V184H185L186 182H185V183L183 182V183L185 184V186H186V189H185V190L181 189V194H182V195H184V193H185V195H187V196H189V197H192V198H193V196H194V198H196L195 194H198V195H197V198H198V196L200 195V196L203 197V198L201 197L202 200H203V199H205V198H207V197H208V198L211 197V196L213 195V193L217 192L220 188H222V189H223L224 187H225V188H228V187H226L225 185H223L222 183L230 181V180H229V179H230V178H229V177H230V174L232 175V174L234 173V171H233L234 169L231 167L232 164H231L230 166H228V167L225 166V167H227L228 170H227L226 168H224V169H218V170L215 169L216 172L218 171V172H217V173H218V176H219V174H221V175H223V176L225 177V179H226L225 181H222V179H224V178H222V179H220L222 182H219V181H214V180L211 178L212 176H211L210 174H208V172H207L208 170H210V171H209V173H210V172H211V169L208 168V165H207L206 162L202 163ZM224 161H225V160H224ZM29 162H30V160H29ZM34 162H35V161H34ZM100 162H101V161H100ZM197 162H198V161H197ZM244 162H245V160H244ZM97 163L99 164V161H98ZM97 163L95 164L96 166L98 165ZM14 164H15V163H14ZM17 164H18V163H17ZM90 164H91V163H90ZM100 164H102V163H100ZM183 164H184V163H183ZM227 164H228V163H227ZM239 164H243L242 161H241V163H240V161H239ZM86 165H87V164H86ZM95 165L92 164V167H93V168H96ZM103 165H104V164H103ZM127 165H128V164H127ZM15 166H16V164H15ZM22 166H23V162H22ZM88 166H90V165H88ZM88 166H87V168H88ZM185 166H186V165H185ZM0 167H1V166H0ZM18 167H19V166H18ZM20 167H21V166H20ZM98 167H99V165H98ZM98 167H97V168H98ZM238 167H239V166H238ZM89 168H91V166H90ZM93 168H92V169H93ZM231 168H232V169H231ZM77 170H78V169H77ZM150 170H151V169H150ZM152 170H153V169H152ZM173 170L176 171V169H173ZM215 170H214V171H215ZM242 170H243V169H242ZM144 171H145V170H144ZM144 171H143V173H141V176L137 177V179H138V178L140 179V180H138V181H141V182H142V184L139 185V190L141 189V187H142V189L144 188V190H145V187L148 186V183H151V184H153V185H158V184L155 183V182H157V180H153V179L155 178V176H154V178H153V175H154V174L152 175L150 172H147V171L144 172ZM246 171H247V170H246ZM246 171H245V172H246ZM3 172H4V171H3ZM75 172H76V171H75ZM79 172H80V170H79ZM81 172H82V171H81ZM88 172H89V171H88ZM152 172L155 173L154 171H152ZM72 173H74V172L72 171ZM76 173H77V172H76ZM83 173H84V172H83ZM95 173H96V172H95ZM135 173H139V172L137 171V172H135ZM212 173H213V172H211V174H212ZM54 174H55V173H54ZM92 174H93V173H92ZM139 174H140V173H139ZM147 174H149V175H147ZM175 174H176V176L179 178V174H178L177 171L175 172ZM175 174H174V175H175ZM246 174H247V173H245V176L247 177L248 174H247V175H246ZM83 175H85V174H83ZM96 175L99 176V172L96 173ZM134 175H135V174H134ZM136 175H137V174H136ZM209 175H210L211 177H210ZM221 175H220V176H221ZM49 176H50V175H49ZM72 176H73V175H72ZM86 176H87V174H86ZM171 176H172V181H171V182L174 183L175 189H174V187H172V186H173V183H172V186H171L172 188H168V189H166V190H168L167 192L171 191L172 193H175V195H176V192L180 189V187H179V184L177 183V181H175V178H173V174H172ZM176 176H175V177H176ZM183 176H184V175H183ZM245 176H244V177L242 176V179L245 180ZM74 177H75V176H74ZM88 177H89V175H88ZM26 178H27V177H26ZM78 178H79V177H78ZM143 178H144V179H143ZM228 178H229V179H228ZM248 178H249V177H247V180H245V181H248ZM23 179H24V178H23ZM49 179H50V178H49ZM73 179H74V178H72V180H73ZM84 179H86V177H84ZM135 179H136V178H135ZM183 179H185V178L183 177ZM187 179H188V178H186V180H187ZM218 179H219V178H218ZM218 179H217V180H218ZM176 180H177V179H176ZM227 180H228V181H227ZM73 181H74V180H73ZM81 181H84V180H82V179H81V180H78L79 183H80ZM188 181H189V179H188ZM188 181H187V183H188ZM194 181H195V180H194ZM196 181H195V182H196ZM231 181H232V180H231ZM21 182H22V181H21ZM23 182H24V181H23ZM74 183H75V182H74ZM79 183H77L76 185H78ZM176 183H177V184H176ZM179 183H180V182H179ZM228 183H229V182H228ZM232 183H233V182H232ZM251 183H252V182H251ZM15 184H16V183H15ZM30 184H31V183H30ZM47 184H48V183H47ZM135 184H137V183H135ZM180 184H181V183H180ZM190 184H191V182H190ZM50 185H51V184H50ZM73 185H74V184H73ZM79 185H80V184H79ZM164 185H165V184H164ZM167 185H168V184L166 183V186H167ZM198 185H199V184H198ZM215 185H216V186H215ZM53 186H54V185H53ZM53 186H52V187H53ZM158 186H159V185H158ZM185 186L183 185V187H185ZM214 186H215V187H214ZM261 186H262V185H261ZM15 187H17V186H15ZM29 187H30V186H29ZM47 187H48V186H47ZM52 187H51V189H52ZM56 187H57V186H56ZM56 187H55L54 189H56ZM61 187H62V186H61ZM74 187H77V186H74ZM156 187H157V186H156ZM164 187H165V186H164ZM164 187H163V188H164ZM167 187H168V186H167ZM187 187H189L190 189H188ZM193 187H194V186H193ZM216 187H220V188H218V190H215ZM242 187H243V186H242ZM64 188H65V187H64ZM135 188H136V187H134V189H135ZM157 188H158V187H157ZM157 188H156V189H157ZM165 188H166V187H165ZM165 188H164V189H165ZM181 188H182V187H181ZM202 188H206V189L210 188V189H208L207 191H205V190L202 189ZM44 189H45V187H44ZM68 189H69V188H68ZM75 189H76V188H75ZM160 189H161V188L159 187L158 190H160ZM52 190H53V189H52ZM52 190H51V191H52ZM60 190H61V189H58V191H60ZM137 190H138V187H137ZM147 190H148V189H147ZM158 190H156V191H158ZM166 190H165V191H166ZM250 190H251V189H250ZM22 191H23V190H22ZM54 191H57V190H54ZM100 191H101V190H100ZM128 191H129V190H128ZM156 191H155V192H156ZM244 191H245V190H244ZM18 192H19V191H18ZM52 192H53V191H52ZM61 192H62V191H61ZM134 192H135V191H134ZM136 192H137V191H136ZM143 192H144V191L142 190V195H143ZM147 192H148V191H147ZM152 192H154V191H152ZM155 192H154V193H155ZM158 192H159V191H158ZM162 192H163V191H162ZM203 192H204V193H203ZM54 193H55V192H54ZM54 193H51V194L54 195ZM58 193H60V192H58ZM160 193H161V192H160ZM160 193H157V194H160ZM163 193H164V192H163ZM163 193H162V194H163ZM169 193H170V192H169ZM172 193H170V194H172ZM179 193H180V192H179ZM233 193H234V192H233ZM242 193H243V192H242ZM247 193H248V192H247ZM39 194H40V193H39ZM73 194H74V193H73ZM137 194H138V193H137ZM165 194H166V192H165ZM215 194H216V193H215ZM225 194H226V193H225ZM225 194H224V195H225ZM140 195H141V193H140ZM152 195H153V193H152ZM173 195H174V194H172V196H173ZM175 195H174V196H175ZM179 195H180V194H179ZM185 195H184V196H185ZM210 195H211V196H210ZM243 195H244V194H243ZM246 195H247V194H246ZM43 196H45V195H43ZM75 196H76V194H75ZM79 196H80V195H78V198H80ZM132 196H133V195H132ZM136 196H137V195H136ZM154 196H155V195H154ZM157 196H158V195H157ZM164 196H165V195H164ZM167 196H168V194H167ZM214 196H215V195H214ZM253 196H254V195H253ZM258 196H259V195H258ZM50 197H51V196H50ZM137 197H138V196H137ZM146 197H147V196H146ZM159 197H160V196H159ZM180 197H182V196H180ZM227 197H228V196H227ZM255 197H256V196H255ZM82 198H83V200H85L84 197H83V195H82ZM132 198H133V197H131V199H132ZM185 198H186V197H185ZM197 198H196V199H197ZM199 198H200V197H199ZM201 198H200V200H201ZM208 198H207V199H208ZM213 198H214V197H213ZM221 198H222V197H221ZM250 198H251V197H250ZM75 199H76V198H75ZM92 199H93V197H92ZM135 199H136V198H135ZM147 199H148V198H147ZM169 199H172V198H169ZM186 199H187V198H186ZM186 199H185V200H186ZM196 199H194V200H195V201H198V200H196ZM259 199H260V198H259ZM39 200H40V199H39ZM77 200L79 201V199H77ZM129 200H130V199H129ZM132 200H133V199H132ZM132 200H130V201H132ZM175 200H176V199H175ZM191 200H192V199H191ZM191 200H190V201H191ZM205 200H206V199H205ZM205 200H204V201H205ZM37 201H38V200H37ZM85 201H86V200H85ZM95 201H97V200H95ZM98 201H99V200H98ZM125 201H127V200H125ZM133 201H134V200H133ZM163 201H164V200H163ZM211 201H212V198H211ZM242 201H243V200H242ZM90 202H91V201H90ZM127 202H128V201H127ZM201 202H202V201H201ZM205 202H207V200H206ZM80 203H81V202H80ZM185 203H186V202H185ZM193 203H194V202H193ZM203 203H204V202H203ZM209 203H210V198H209ZM209 203H208V204H209ZM255 203H256V201H255L253 204H255ZM76 204H77V203H76ZM78 204H79V202H78ZM78 204H77V206H78ZM87 204H89V203H87ZM95 204H97V203H95ZM131 204H132V203H131ZM133 204H134V203H133ZM166 204H167V203H166ZM183 204H184V202H183ZM197 204H198V203H197ZM199 204H200V203H199ZM245 204H246V203H245ZM259 204H260V203H259ZM36 205H37V204H36ZM43 205H44V204H43ZM92 205H93V203H92ZM127 205H128V203H127ZM129 205H130V204H129ZM134 205H136V203H135ZM209 205H210V204H209ZM241 205H242V204H241ZM241 205H240V206H241ZM246 205H247V204H246ZM246 205H243V206H244L245 208H247V210H248V206H246ZM248 205H249V204H248ZM260 205H261V204H260ZM68 206H69V204H68ZM68 206H67V207H68ZM77 206H76V207H77ZM79 206H80V205H79ZM89 206H90V205H89ZM89 206H88V207H89ZM170 206H171V205H170ZM182 206H183V205H182ZM206 206H207V205H206ZM210 206H211V205H210ZM215 206H216V205H215ZM254 206H255V205H254ZM254 206H253V207H254ZM256 206H257V204H256ZM34 207H35V206H34ZM71 207H72V206H71ZM80 207H81V206H80ZM91 207H92V206H91ZM129 207H132V206H129ZM135 207H136V206H135ZM135 207H132V208H135ZM221 207H222V206H221ZM258 207H259V206H258ZM191 208H192L193 210H199V209H201L202 207L199 205V208H198V207H196V208H195V207H191ZM241 208H243V207H241ZM249 208H250V210H251V209H254V208H252V207H250V206H249ZM255 208H256V207H255ZM34 209H35V208H34ZM117 209H118V208H117ZM73 210H74V209H73ZM120 210H122V209H120ZM120 210H119V211H120ZM123 210H124V209H123ZM131 210H132V209H131ZM202 210H203V209H201V211H202ZM204 210H205V209H204ZM250 210H249V211H250ZM177 211H178V210H177ZM34 212H35V211H34ZM39 212H40V211H39ZM76 212H77V211H76ZM199 212H200V210H199ZM218 212H219V211H218ZM243 212H246V211H245V210H244V211L242 210V213H243ZM252 212H253V211H252ZM254 212H255V211H254ZM28 213H29V212H28ZM63 213H64V212H63ZM246 213H247V212H246ZM250 213H251V211H250ZM127 214H128V213H127ZM162 214H163V213H162ZM162 214H161V215H162ZM170 214H171V213H170ZM221 214H223V213H221ZM229 214H230V213H229ZM30 215H31V214H30ZM32 215H33V213H32ZM117 215H118V213H117ZM159 215H160V214H159ZM246 215H247V214H246ZM246 215H245V216H246ZM251 215H252V214H251ZM253 215H254V214H253ZM89 216H90V215H89ZM247 216H249V215H247ZM103 217H104V216H103ZM103 217H101V218L103 219ZM146 217H148V216H146ZM173 217H174V215H173ZM240 217H241V216H240ZM121 218L124 219V217H121ZM148 218H149V217H148ZM155 218H157V217H155ZM161 218H162V217H161ZM26 219H27V218H26ZM32 219H33V218H32ZM90 219H91V218H90ZM163 219H164V218H163ZM29 220H30V219H29ZM118 220H119V218H118ZM154 220H155V219H154ZM156 220H157V219H156ZM145 221H146V220H145ZM147 221H150V218H149V220H147ZM24 222H25V221H24ZM156 222H157V223H156ZM16 223H17V222H16ZM25 223H26V222H25ZM97 223H98V222H97ZM112 223H113V222H112ZM118 223H119V222H118ZM118 223H117V224H118ZM149 223H150V222H149ZM149 223H148V224H149ZM152 223H154V221H153ZM159 223H160V221H158V220L155 221V224H156V225L154 224L155 226H151V224H150V225H147V224L145 223V224H146V227L149 228L148 230H151V228H153V227L157 229V232H158V233H157L156 235H155V231L150 232V233H153V234H154V235H151V237H152V236H155L156 238H158V239L160 240V242L162 241V243L166 241L167 244H166V243H165V244H166L167 246L164 245V247H166V248L168 247L169 244H173V246L176 247V245H177V243H178V241L176 242V240H178V238L175 236V237L177 238V239H176V238L173 236V234H174L173 232H174V231H173V230H172L173 232H172V231H169V230L166 228L169 232H172V233H173V234L171 235V236L173 237L172 240H171V237H168V236H167V234H168L169 232H168V231H164V230H163V232H162V231H161V225L158 227V224H159ZM260 223H261V222H260ZM67 224H68V223H67ZM67 224H66V225H67ZM75 224H76V223H75ZM143 224H144V222H143ZM160 224H161V223H160ZM152 225H153V224H152ZM17 226H18V224H17ZM112 226H113V225H112ZM115 226H116V224H115ZM118 226H119V225H118ZM127 226H128V225H127ZM149 226H150V227H149ZM19 227H20V226H19ZM23 227H24V226H23ZM98 227H99V226H98ZM207 227H208V226H207ZM220 227H221V226H220ZM263 228H264V226H263ZM19 229H20V228H19ZM109 229H110V228H109ZM133 229H134V228H133ZM138 229H139V228H138ZM202 229H203V228H202ZM207 229H208V228H207ZM207 229H206V230H207ZM217 229H219V228H217ZM89 230H90V229H89ZM113 230H114V229H113ZM113 230H112V231H113ZM136 230H137V229H136ZM139 230H140V229H139ZM154 230H155V229H154ZM206 230L203 229V231H206ZM224 230L226 231V229H224ZM107 231H108V230H107ZM220 231H222L223 233H225V232L223 231V228H222V229L220 228ZM220 231H219V232H220ZM249 231H250V230H249ZM15 232H16V231H15ZM176 232H177V231H176ZM75 233H76V232H75ZM75 233H74V234H75ZM94 233H95V231H94L93 233L91 232V234H93V235H94ZM223 233H222V235H220V234H221V233H220L218 236H219V237H220V236L223 237ZM246 233H247V232H246ZM65 234H66V233H65ZM108 234H109V233H108ZM112 234H113V233H112ZM137 234H138V233H137ZM175 234H177V233H175ZM175 234H174V235H175ZM203 234H204V233H203ZM203 234H202V235H203ZM214 234H215V233H214ZM216 234H217V233H216ZM226 234H227V233H226ZM87 235H88V234H87ZM95 235H96V234H95ZM109 235H111V234H109ZM212 235H213V234H212ZM212 235H210V233L207 232L206 235L204 236L203 241H205V242L208 243V244H206L207 246L210 245V244H209V240H210V241H214V242H216V241L218 242L217 238H216V237H215V238L212 237ZM224 235H225V234H224ZM62 236H63V235H62ZM114 236H115V235H114ZM121 236H122V235H121ZM138 236H139V235H138ZM92 237H93V236H92ZM92 237H91V238H92ZM107 237H108V235H107ZM155 237H154V238H155ZM178 237H179V236H178ZM188 237H189V236H188ZM110 238H111V237H110ZM138 238H139V237H138ZM180 238H181V237H179V240H180L181 242L179 241L178 244L182 245L181 243H182L183 241H185V239H183V241H182ZM185 238H187V236H186ZM95 239H96V238H95ZM97 239H98V238H97ZM151 239H152V238H151ZM158 239H157V240H158ZM187 239H188V238H187ZM189 239H190V238H189ZM189 239H188V241H189ZM196 239H197V238H196ZM91 240H92V239H91ZM154 240H155V239H154ZM221 240L223 241L224 239H221ZM64 241H65V240H64ZM66 241H68V240H66ZM109 241H110V240H109ZM136 241H137V240H136ZM146 241H147V240H146ZM151 241H153V240H151ZM155 241H156V240H155ZM192 241H193V240H192ZM199 241H200V240H199ZM189 242H190V241H189ZM196 242H197V241H196ZM196 242H195V243H196ZM205 242H204V244H205ZM143 243H144V242H143ZM155 243H156V242H155ZM185 243H187V242H184L183 244H185ZM211 243H212V242H211ZM249 243H250V242H249ZM218 244H219V243H218ZM247 244H248V243H247ZM142 245L144 246V244H142ZM160 245H161V244H160ZM250 245H252V243H251ZM143 246H142V248H143ZM162 246H163V245H162ZM169 246H170V245H169ZM184 246H185V245H184ZM158 247H160V246H158ZM178 247H179V245H178ZM250 247H251V246H250ZM73 248H75V247H73ZM89 248H90V247H89ZM104 248H105V247H104ZM144 248H145V246H144ZM166 248H165V249H166ZM172 248H174V247H170V251H171ZM200 248H201V247H200ZM200 248H199V249H200ZM244 248H245V247H244ZM259 248H260V247H259ZM77 249H78V248H77ZM145 249H146V248H145ZM176 249H177V248H175L174 251H176ZM197 249H198V248H197ZM206 249H207V248H206ZM210 249H211V248H210ZM245 249H246V248H245ZM146 250H147V249H146ZM172 250H173V249H172ZM178 250H179V249H178ZM200 250H201V249H200ZM204 250H205V249H204ZM204 250H203V251H204ZM212 250H213V249H212ZM242 250H243V249H242ZM166 251H168V249H167ZM218 251H219V250H218ZM199 252H200V251H199ZM204 252H205V251H204ZM161 253H162V252H161ZM161 253H160V254H161ZM171 253H172V251H171ZM201 253H203V252H201ZM211 253H212V251H211ZM199 254H200V253H199ZM205 255H206V253H205ZM217 255H218V254H217ZM224 255L227 256V254H225V253H224ZM248 255H249V256H248V259H247V256H245V254H244V255L240 256V258L238 259V261H239V262H245V263H251V264H256L257 262H259V263H260V262H264V254L261 255V254H256V253H254V254H248ZM199 256H201V255H199ZM202 257H203V255H202ZM204 257H205V256H204ZM199 258H200V257H199ZM219 259H220V258H219ZM182 260H183V259H182ZM191 260H192V259H191ZM191 260H190V261H191ZM192 261H193V260H192ZM238 261H237V262H238ZM155 262H158V261L155 260ZM159 262H160V260H159ZM180 262H181V261H180ZM194 262H195V261H194ZM198 262H201V261L199 260ZM52 263H53V262H52ZM196 263H197V262H196ZM204 263H205V262H204ZM212 263H213V262H212ZM158 264H159V263H158ZM185 264H186V263H185ZM206 264H207V261H206ZM209 264H210V263H209ZM217 264H218V263H217ZM221 264H222V263H221Z\"/></svg>",
	"mask_w": 264,
	"mask_h": 264
}]
</instances>
